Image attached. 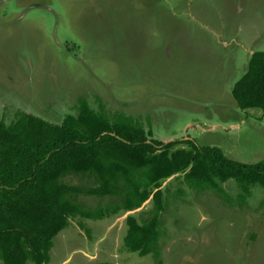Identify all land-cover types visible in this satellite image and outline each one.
Listing matches in <instances>:
<instances>
[{"label":"rangeland","instance_id":"374dc122","mask_svg":"<svg viewBox=\"0 0 264 264\" xmlns=\"http://www.w3.org/2000/svg\"><path fill=\"white\" fill-rule=\"evenodd\" d=\"M263 48L264 0H0V118L21 109L58 122L85 98L155 138L189 137L254 161L264 157V113L240 109L230 87L250 49ZM60 180L93 183L79 173ZM220 186L196 189L181 172L160 180L156 254L122 244L125 215L144 220L148 197L99 218L69 215L46 264H264V189L243 193L230 178ZM68 196L91 210L120 199Z\"/></svg>","mask_w":264,"mask_h":264},{"label":"trees","instance_id":"16d2710c","mask_svg":"<svg viewBox=\"0 0 264 264\" xmlns=\"http://www.w3.org/2000/svg\"><path fill=\"white\" fill-rule=\"evenodd\" d=\"M230 93L240 109L256 107L264 113V49L250 52ZM177 143L185 146H174ZM174 172H181L196 189L224 193L220 182L228 178L243 193L252 184L264 189V157L240 160L217 145H196L189 137L162 141L131 115L114 112L109 117L85 98L78 100L75 113H65L58 122L21 109L8 123L0 118L1 264H46L52 237L69 215L99 218L132 209L148 197L153 210L144 220L125 215L122 244L140 255L156 254L162 208L158 185ZM69 173L87 174L93 183L80 186L60 180ZM77 193L117 194L120 199L108 208L83 209L68 196Z\"/></svg>","mask_w":264,"mask_h":264},{"label":"crops","instance_id":"0c3cea01","mask_svg":"<svg viewBox=\"0 0 264 264\" xmlns=\"http://www.w3.org/2000/svg\"><path fill=\"white\" fill-rule=\"evenodd\" d=\"M263 49H264V48H263ZM254 50H256V49H254ZM251 51H252V50L250 49V52H251ZM250 52H249V54H250ZM249 54H248V56H249ZM248 56H247V59H248ZM247 59H246V63H247ZM245 68H246V65H245ZM245 68H244V70H245ZM244 70H243V71H244ZM243 71H242V72H243ZM242 72H241V73H242ZM241 73H240V74H241ZM161 139H162V138H161Z\"/></svg>","mask_w":264,"mask_h":264},{"label":"flooded vegetation","instance_id":"af4514ba","mask_svg":"<svg viewBox=\"0 0 264 264\" xmlns=\"http://www.w3.org/2000/svg\"><path fill=\"white\" fill-rule=\"evenodd\" d=\"M175 138H180V137H175ZM160 140H162V139H160ZM162 141H166V140H162Z\"/></svg>","mask_w":264,"mask_h":264}]
</instances>
